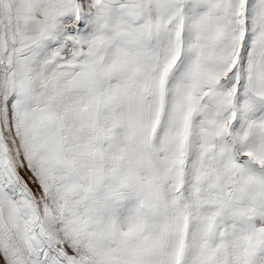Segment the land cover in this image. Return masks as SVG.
<instances>
[{
  "label": "snow or ice",
  "instance_id": "1",
  "mask_svg": "<svg viewBox=\"0 0 264 264\" xmlns=\"http://www.w3.org/2000/svg\"><path fill=\"white\" fill-rule=\"evenodd\" d=\"M0 264H264V0H0Z\"/></svg>",
  "mask_w": 264,
  "mask_h": 264
}]
</instances>
